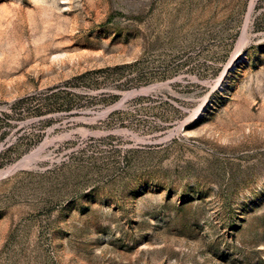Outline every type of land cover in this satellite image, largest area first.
<instances>
[{
  "label": "rangeland",
  "instance_id": "1",
  "mask_svg": "<svg viewBox=\"0 0 264 264\" xmlns=\"http://www.w3.org/2000/svg\"><path fill=\"white\" fill-rule=\"evenodd\" d=\"M0 175V264H264V0H0Z\"/></svg>",
  "mask_w": 264,
  "mask_h": 264
},
{
  "label": "bare ground",
  "instance_id": "2",
  "mask_svg": "<svg viewBox=\"0 0 264 264\" xmlns=\"http://www.w3.org/2000/svg\"><path fill=\"white\" fill-rule=\"evenodd\" d=\"M29 160V159H28ZM27 162V161H26ZM4 175V174H3ZM1 176V175H0Z\"/></svg>",
  "mask_w": 264,
  "mask_h": 264
}]
</instances>
